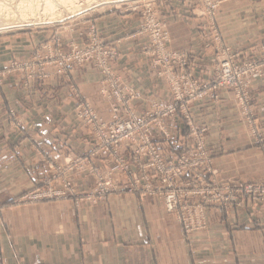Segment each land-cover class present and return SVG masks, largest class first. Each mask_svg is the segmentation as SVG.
<instances>
[{"label":"crops","instance_id":"0c3cea01","mask_svg":"<svg viewBox=\"0 0 264 264\" xmlns=\"http://www.w3.org/2000/svg\"><path fill=\"white\" fill-rule=\"evenodd\" d=\"M157 8L166 20L169 48L196 54V71L205 78L210 59L202 57L203 20L179 0H160ZM216 20L225 46L239 50L240 59L253 56L264 34V0H227ZM77 22L66 33L53 28L0 35V71L10 60L33 51L43 56L56 45L65 50L71 42L80 43L91 25L117 50L112 68L136 92L132 109L143 113L152 99H168L166 87L142 51L147 37L137 33L138 12L105 9ZM88 70L71 71L68 92L57 78L35 90L13 87L11 76L0 83V264H264V209L251 200L227 209H207L206 230L190 234L164 211L159 199L123 191V182L119 191L94 205L75 199L13 204L14 197L38 184L46 169L36 145L49 144L51 151L59 147L53 126L61 127L60 135L72 133L68 118L73 96L108 115V99L99 95V74L92 77ZM248 92L264 139V76L255 77ZM38 100L43 104L34 106ZM9 109L14 110L18 126ZM190 110L193 121L206 128L217 177L264 181V149L239 119L230 94L222 91L218 101H200ZM166 123L169 136L159 139L160 148L166 157H173L187 147V128L178 115ZM35 129L37 139L30 135ZM68 142L75 151L86 148L81 134ZM131 147L124 142L120 151ZM130 171L137 176L135 165Z\"/></svg>","mask_w":264,"mask_h":264},{"label":"rangeland","instance_id":"374dc122","mask_svg":"<svg viewBox=\"0 0 264 264\" xmlns=\"http://www.w3.org/2000/svg\"><path fill=\"white\" fill-rule=\"evenodd\" d=\"M17 0H0V4L5 6L0 15V35L10 31L22 30H47L60 29V32L66 33L65 30L72 31L80 20L91 13L102 11L105 9H115L119 11H134L140 16V25L137 29L138 34L147 37L146 44L142 47L143 53L148 57L149 66L154 71L155 76L164 84L168 92V99L156 100L152 99L149 107L143 112L138 113L131 108V100L136 96L130 87H128L122 78L117 75L112 68V62L117 57V50L113 45L107 44L96 33L93 26L90 25L85 39L80 43L71 42L67 49L63 50L59 47H53L43 56L37 52L14 58L9 61L7 67L0 71V83L5 80L4 77L11 76L13 87L20 89L42 87L47 84V79H58L62 81L63 86L69 91V76L71 71H82L89 68L86 73L94 75L99 74L101 87L99 95L106 97L108 100L109 112L107 116H102L96 112L94 107L87 101L75 99L72 94L71 110L68 121L71 124L72 132L68 137L67 133L60 135L61 127L53 126L52 131H56L58 136L59 147L54 151L49 150V144L38 143L36 151L41 156L40 161L45 164V171L42 172L37 185L23 191L13 199L14 205H30L42 203L52 200L75 199L76 201H84L88 205H94L106 199L111 193L119 191L122 187L123 191L136 193L140 197L153 196L159 199L166 213L173 215L177 223H179L184 233H196L205 231L207 228L205 211L210 208L227 209L232 205H242L244 201H254L264 209V181L259 179H228L217 177L216 170L212 167L213 155L206 145L205 132L206 128L195 123L191 116V106L194 103L209 100L218 101L220 93L226 92L231 95L232 102L238 110L239 119L247 126L249 133L254 138L256 144L262 145L264 149V139L257 127V115L254 104L249 95L248 88L257 76H264V69L260 74H252L247 79L243 87V105L239 102L233 91L218 87L216 89L217 96L204 97L189 101L187 104H175L176 110L171 115L162 118L149 117L153 111L155 103H168L174 105V97L170 91L169 84L159 75L161 67L153 65V56L148 52L151 46V37L149 32L145 30L147 20L153 17L155 21H159L162 25V34L165 36V46L171 53L185 54L187 56L186 71L191 74L202 85L207 83L213 76L215 65L225 55L233 57L234 61L241 65L245 62H258L264 56V34L258 39L256 51L253 56L240 59V51L233 50L223 44L221 32L217 23V15L222 4L227 0H179L183 6L192 13L196 18L202 19L201 25V46L204 49L202 57H207L210 61L209 70L205 78H202L196 71L195 58L196 54L188 50L175 51L169 48V36L165 31L166 20L160 15L158 4L160 0H77L71 7H66L58 15L52 18H39L27 20L18 17L16 2ZM8 3V4H7ZM41 4V1L39 2ZM13 11V12H12ZM10 13V14H9ZM65 31V32H64ZM98 45V52L93 54L92 59L82 62L68 58L67 56L73 49L81 51L88 50L92 45ZM108 51L105 63L100 62V54ZM99 53V56L97 55ZM178 74L176 67L173 69ZM85 73V72H84ZM66 80L64 82V80ZM51 82V80H50ZM54 87H56L54 85ZM35 90V89H34ZM119 93V99L113 93ZM59 102V101H57ZM35 103V101H34ZM43 104L38 100L34 106ZM115 109V110H114ZM8 114L12 117L13 123L18 126V120L15 119V112L9 109ZM115 118L120 120L126 119L132 115L146 119L147 121V137L149 143L155 148L156 155L166 165L180 163L182 159L193 158L194 148L197 138L193 136L191 126L196 127L201 134L199 136V144L205 148L207 153V161L199 163L196 172H188L178 176L179 190L168 189L166 182H163V173L160 171V161L152 160L150 155H144L142 151V139L139 136L115 139L111 141L112 148L108 139H98V132L107 133L108 127H99L100 124H110ZM180 116L187 128V147L173 157H166L160 148L159 139L169 136V128L166 121L172 116ZM76 123L77 125H73ZM50 125H48L49 127ZM102 129V130H101ZM36 129L30 135L35 139ZM80 131V132H79ZM79 132V133H78ZM56 134V133H55ZM83 137L85 149L75 151L69 146L68 138L78 140L79 135ZM68 137L66 140L64 137ZM100 138V136H99ZM64 139V140H63ZM54 141V138L51 140ZM63 141V142H61ZM62 144H61V143ZM131 143L132 147L127 152L120 151V144ZM52 144V143H51ZM50 144V145H51ZM54 144V143H53ZM52 144V145H53ZM106 146L109 149H106ZM59 154L61 158H57ZM129 156V160L126 156ZM130 165H135L137 176L134 177L130 171ZM179 167V166H177ZM180 168V167H179ZM188 168V167H187ZM181 169V168H180ZM176 179V178H175ZM175 181V180H174ZM179 191V200L173 209H168L166 196L172 193L177 194ZM167 191V194H166ZM169 201L171 200L168 198ZM264 214V213H263Z\"/></svg>","mask_w":264,"mask_h":264},{"label":"built area","instance_id":"2783aa9c","mask_svg":"<svg viewBox=\"0 0 264 264\" xmlns=\"http://www.w3.org/2000/svg\"><path fill=\"white\" fill-rule=\"evenodd\" d=\"M147 25L145 30L149 32L151 37V46L148 47V52L153 56V65H159L162 69L159 72V75L162 79L166 80L169 84L170 91L174 97V105L168 103H155L152 113L149 117L153 119L155 117L162 118L163 116L171 115L175 112V104L181 103L187 104L191 100H199L204 97H213L217 96L216 89L218 87L225 88L228 91H233L239 102L242 101L243 105V87L245 86L247 79L252 74H260L262 69H264V56L258 62L251 61L245 62L241 65L237 64L233 57L225 55V52L222 51L224 56L218 60L215 65L213 76L205 84H200L197 79L191 74L190 71H186L185 66L187 65V56L185 54L171 53L165 46V36L162 34V25L159 21H155L153 17H150L146 21ZM99 48L96 43L88 50L81 51L79 49H73V51L67 56L68 58H74L77 61H84L92 59L93 54L98 52ZM108 51H103L100 54V62L103 65L105 63L106 56ZM264 54V52H263ZM99 56V53L97 54ZM176 67L178 74H175L173 69ZM116 97L119 99V93L113 91ZM115 110V109H114ZM112 123L100 124L99 127L105 128L108 127L107 133L101 131V134L98 132V139L101 142V139H108L110 142V148H112L111 141L121 138H129L134 136H139L142 139V151L144 155H150L152 160L158 159L160 161V171L163 173V182H166V187L168 189H178L179 185L178 176L184 175L188 172H196V169L199 163L207 161V153L205 148L199 144V136L201 134L197 131L196 127L191 126V131L193 132L194 138H197V143L194 150L193 158L182 159L177 167L175 164L166 165L164 164L159 157L156 155L155 148L149 143L147 137V121L136 117L134 115L120 120L115 118ZM102 130V129H101ZM100 136V138H99ZM202 138V137H201ZM106 149L109 147L106 146ZM188 167V168H187ZM176 178V179H175ZM175 180V181H174ZM177 194H167L166 203L168 209H173L179 200V191L175 190ZM170 198L171 200L169 201Z\"/></svg>","mask_w":264,"mask_h":264},{"label":"bare ground","instance_id":"6f19581e","mask_svg":"<svg viewBox=\"0 0 264 264\" xmlns=\"http://www.w3.org/2000/svg\"><path fill=\"white\" fill-rule=\"evenodd\" d=\"M91 1L93 2V0ZM16 2L15 8L18 10V17L27 20L55 17L66 7H71L73 3L78 7L80 6L76 3L77 0H17ZM4 7L0 4V15Z\"/></svg>","mask_w":264,"mask_h":264}]
</instances>
